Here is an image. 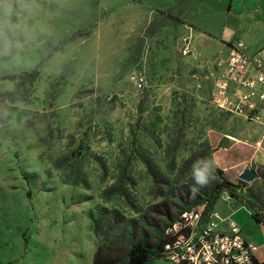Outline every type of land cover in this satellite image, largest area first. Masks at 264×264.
Returning a JSON list of instances; mask_svg holds the SVG:
<instances>
[{"label": "rangeland", "instance_id": "obj_1", "mask_svg": "<svg viewBox=\"0 0 264 264\" xmlns=\"http://www.w3.org/2000/svg\"><path fill=\"white\" fill-rule=\"evenodd\" d=\"M215 7L226 0H0L1 261L37 246L39 213L65 226L56 214L73 204L87 210L97 250L144 264L173 219L225 180L237 196L225 191L219 206L255 205L264 220V168L248 184L212 161L210 137L236 112L213 95L227 48L214 51L195 19ZM263 112L264 102L242 116ZM202 159L214 167L203 187L191 175Z\"/></svg>", "mask_w": 264, "mask_h": 264}, {"label": "crops", "instance_id": "obj_2", "mask_svg": "<svg viewBox=\"0 0 264 264\" xmlns=\"http://www.w3.org/2000/svg\"><path fill=\"white\" fill-rule=\"evenodd\" d=\"M242 5L240 0H226L224 9L209 8L199 12L200 17L195 19L204 21L200 27L206 34H201L216 43L214 51L224 52L227 48L228 56L235 47L243 46L245 54H259L264 58V9L253 11L252 6L248 9ZM262 114L260 122H248L245 117L234 112L230 115L232 126L221 131L222 136L210 137L214 150L212 161L225 173L238 172L241 177L248 170L255 172V168H264V142L260 145L264 138V112ZM232 152H248L249 155L240 163L232 165L228 162V154ZM219 203L220 200L214 211L220 218L238 225L242 235L258 247L257 262L264 264V223L258 222L253 210L245 205L225 202L219 206ZM53 216L46 212L39 213L37 231L33 234L37 246L32 251L26 252L19 247L16 257L3 258L0 264H94L98 240L87 210L84 212L83 208L73 204L65 207L64 213L56 214L59 223L64 219L65 226L54 225ZM144 264L172 263L161 258Z\"/></svg>", "mask_w": 264, "mask_h": 264}, {"label": "built area", "instance_id": "obj_3", "mask_svg": "<svg viewBox=\"0 0 264 264\" xmlns=\"http://www.w3.org/2000/svg\"><path fill=\"white\" fill-rule=\"evenodd\" d=\"M188 50L184 54H188ZM214 100L220 108L230 105L236 113L248 116L264 102V58L249 56L243 46L235 47L221 61ZM132 81L142 88L144 79L136 75ZM230 96L236 98L233 105ZM225 225L227 228H225ZM170 239L162 251V259L172 264H259L258 247L249 242L238 225L220 218L207 204L184 212L167 227Z\"/></svg>", "mask_w": 264, "mask_h": 264}, {"label": "trees", "instance_id": "obj_4", "mask_svg": "<svg viewBox=\"0 0 264 264\" xmlns=\"http://www.w3.org/2000/svg\"><path fill=\"white\" fill-rule=\"evenodd\" d=\"M236 189L237 188H236V186L234 184H232L229 181L225 180L221 185H219L218 187L213 189L208 196L205 195V197H207V200H206L207 211L214 210L216 204L220 200L221 195L225 191L229 192L231 194V196L236 197L237 196L236 195ZM197 206L198 205H196L193 208H196ZM247 207H249L251 210H255V205L247 204ZM193 208H191V209H193ZM186 211L187 210H185V211L181 212L180 214H178L177 217L173 219V221H176L178 218H180V216ZM253 216L258 222L264 223V220L261 219L257 214H254ZM169 241H170V239L167 238L164 235V233H163L162 238L160 239V241L158 243V248L152 254L153 258H145L143 260V263L148 262L149 260H152V259H161L162 258V251L164 249V246ZM94 264H135V260H133V258H131L130 256H126V257H110V256H107V255H104L102 253L101 248H100V249L97 250Z\"/></svg>", "mask_w": 264, "mask_h": 264}, {"label": "clouds", "instance_id": "obj_5", "mask_svg": "<svg viewBox=\"0 0 264 264\" xmlns=\"http://www.w3.org/2000/svg\"><path fill=\"white\" fill-rule=\"evenodd\" d=\"M191 175L196 184L206 186L214 178L213 162L208 159L197 160L192 166Z\"/></svg>", "mask_w": 264, "mask_h": 264}, {"label": "water", "instance_id": "obj_6", "mask_svg": "<svg viewBox=\"0 0 264 264\" xmlns=\"http://www.w3.org/2000/svg\"><path fill=\"white\" fill-rule=\"evenodd\" d=\"M256 179V174L254 171H246L243 175H241L240 180L246 183H251Z\"/></svg>", "mask_w": 264, "mask_h": 264}]
</instances>
